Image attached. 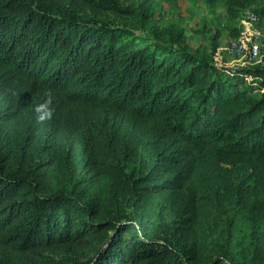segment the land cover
<instances>
[{"label": "trees", "instance_id": "1", "mask_svg": "<svg viewBox=\"0 0 264 264\" xmlns=\"http://www.w3.org/2000/svg\"><path fill=\"white\" fill-rule=\"evenodd\" d=\"M104 9L0 0V264H264V65Z\"/></svg>", "mask_w": 264, "mask_h": 264}, {"label": "rangeland", "instance_id": "2", "mask_svg": "<svg viewBox=\"0 0 264 264\" xmlns=\"http://www.w3.org/2000/svg\"><path fill=\"white\" fill-rule=\"evenodd\" d=\"M114 4L118 10L100 12L81 11V17L92 23L109 22L127 25L167 44L183 43L189 51L211 56L218 66L243 67L246 55H231L226 51L229 42L236 39L248 51L254 41L264 45V16L258 23L247 18L253 6L241 8L231 0H102ZM255 11V10H254ZM264 56V49H263ZM175 215H167L174 222ZM260 233L255 221L241 215L236 225V239L243 235ZM264 233V229L261 230ZM264 242V240H263Z\"/></svg>", "mask_w": 264, "mask_h": 264}, {"label": "built area", "instance_id": "3", "mask_svg": "<svg viewBox=\"0 0 264 264\" xmlns=\"http://www.w3.org/2000/svg\"><path fill=\"white\" fill-rule=\"evenodd\" d=\"M246 16L252 22L258 23L260 20V15L251 9L247 11ZM225 49L229 54L238 56L246 55V53L248 52L247 60L243 64V67L264 65V45L260 41H254L249 46L248 51H246L244 46L238 40L234 39L229 42L228 46Z\"/></svg>", "mask_w": 264, "mask_h": 264}]
</instances>
